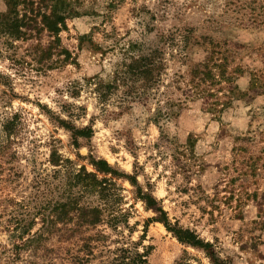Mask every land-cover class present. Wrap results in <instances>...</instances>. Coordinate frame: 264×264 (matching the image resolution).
<instances>
[{
    "label": "rangeland",
    "instance_id": "1",
    "mask_svg": "<svg viewBox=\"0 0 264 264\" xmlns=\"http://www.w3.org/2000/svg\"><path fill=\"white\" fill-rule=\"evenodd\" d=\"M30 1L39 9L37 17L28 15L32 28H42L49 16L55 22L64 13L60 2ZM63 1L76 15L67 19L64 29L59 24L54 35L33 31L31 38L16 40L0 32V264H69L65 249L72 246L57 242L65 241L59 234L46 242L57 249V259L50 260L41 249L34 258L29 250L20 251L16 259V240L8 231L10 218L21 212L18 206L36 196L34 179L55 169L48 162L52 147L88 171H94L92 157L135 175L160 201L171 225L211 244L215 258L224 264H264V0ZM6 9L0 0V13ZM162 35L168 42L162 44ZM173 35L176 45L170 40ZM186 35L187 45L178 42ZM210 41L227 57L223 70L229 80L212 90L223 106L209 112L195 99L167 130L179 143L190 135L195 140L197 162L187 178L174 173L170 152L162 154L157 147L161 135L149 111L155 101L147 107L122 103L129 83L101 106L89 80L112 81L129 46L135 45V54H163V83L148 94L182 95L173 89L175 76L187 81L202 50L212 52ZM212 71L219 75V69ZM53 114L75 129L89 127L93 134L80 138L74 148L71 132L51 119ZM6 122L12 127L10 136L4 132ZM117 185L119 208L127 214L119 232L102 224L80 237L104 232V244L112 247L115 241L138 242L144 235L142 245L151 247L148 264H213L203 249L181 243L160 222L150 221L144 231L155 214L135 199L127 179ZM35 204L29 203L33 214ZM99 259L86 264H98Z\"/></svg>",
    "mask_w": 264,
    "mask_h": 264
},
{
    "label": "trees",
    "instance_id": "2",
    "mask_svg": "<svg viewBox=\"0 0 264 264\" xmlns=\"http://www.w3.org/2000/svg\"><path fill=\"white\" fill-rule=\"evenodd\" d=\"M45 1L60 2L64 13L55 22L53 21L54 16H49L48 19V16L43 15V19L48 20L42 23V28H32L28 25V22L32 21L28 15L37 17L39 13L38 8L36 11L32 8L33 2L30 0H4L7 9L0 13V32L16 40L31 38L33 31L40 33L46 30L54 35L59 32L60 26L63 29L66 27V21L70 16L76 15L63 0H39L40 3ZM24 5L27 6V9L26 7L18 9L19 6L24 7ZM29 6H31L30 9H28ZM162 36V44L168 42L169 37ZM188 36H180L181 40L178 42L187 45L189 43ZM170 40H173V44L176 45L174 35L170 36ZM210 44L213 48L212 52L202 50L201 60L190 68L187 81L184 80L183 75L175 76L173 89L181 91L182 95H174L175 91H173V95L148 94V92L158 89L163 83L161 76L164 67L161 56L163 54L155 50L150 54L137 53L139 54L137 55L135 54V45L129 46V53L120 69L114 73L112 81L106 82L99 78L89 80V85L93 86V92L101 106L111 100L112 95L118 91L120 86L125 87L129 83L132 86H129L127 95L120 97L122 103H138L147 107L151 101H155L154 109L149 111L151 112V121L157 126L161 135V144H157V147L162 154H165L166 151L170 152L174 173L184 174L186 177L188 176L187 178L192 174L193 167L197 162L194 151L195 140L190 135L184 144L179 143L176 138L169 137L167 130L171 123L179 118L188 102L199 98L208 106L209 112H216L217 106L222 104L221 98L214 95L212 90L213 86L220 84L224 79L229 80V78L226 79L225 70H223V62H226L227 57L220 50L216 51L219 49L218 44L211 41ZM65 52L66 58H69V53ZM212 55H216L218 58L215 60ZM183 58L186 63L187 57L183 56ZM212 68L219 69V75L214 74ZM182 84L183 88H181ZM132 93L135 95H131ZM51 119L55 120L60 127L71 132L74 148L79 147L80 138H88L93 134L89 127L82 129L71 127L69 122L60 118L59 115L53 114ZM3 128L4 132L10 136L12 133L10 122H6ZM77 158L83 159L79 155ZM48 162L55 168L52 174L46 177L38 176L34 179L33 188H36V196L26 204H20L18 209L21 212L9 220V223L13 224L8 227L10 238L16 240L12 244L16 259L19 257L18 253L23 250H29L30 256L33 258L39 256L37 252L40 249L45 255H48L50 260L54 259L53 256H57V259L59 257L57 249L51 243L48 246L46 242L49 243L48 236L59 234L65 241L58 240L57 242H67L72 246V249L69 246L65 249L69 264H86L91 259H96L97 256L100 258L98 264H148L151 247L142 245L144 235L138 242L115 241L112 243V247L104 244L106 238L104 232L98 233L97 237H80L89 229H95L102 224L119 232V224L124 222L127 214L126 211L119 208L121 195L117 181L127 179L135 188V199L141 201L147 211H152L155 214L153 218L145 222L144 231L150 221L160 222L181 243L203 249L213 264H224L215 258L211 244L203 242L194 232L172 226L160 201L154 197L150 190H144L139 185L135 175H127L111 166L106 160H96L92 157H90V164L94 171H88L86 166H79L73 160L64 157L56 147L51 148ZM198 168H200L199 165ZM53 194H57V199L48 197ZM29 203L30 205L36 203L33 207V210H36L34 214ZM39 224L40 228L32 233L34 227ZM76 235H79L78 240L73 241ZM141 246L142 248H140ZM26 264L36 263L35 261H26Z\"/></svg>",
    "mask_w": 264,
    "mask_h": 264
}]
</instances>
